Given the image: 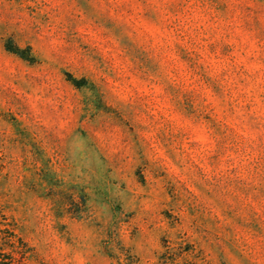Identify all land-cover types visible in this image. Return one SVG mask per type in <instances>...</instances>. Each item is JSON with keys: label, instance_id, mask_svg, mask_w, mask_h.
I'll list each match as a JSON object with an SVG mask.
<instances>
[{"label": "rangeland", "instance_id": "1", "mask_svg": "<svg viewBox=\"0 0 264 264\" xmlns=\"http://www.w3.org/2000/svg\"><path fill=\"white\" fill-rule=\"evenodd\" d=\"M0 252L264 264V0H0Z\"/></svg>", "mask_w": 264, "mask_h": 264}, {"label": "trees", "instance_id": "2", "mask_svg": "<svg viewBox=\"0 0 264 264\" xmlns=\"http://www.w3.org/2000/svg\"><path fill=\"white\" fill-rule=\"evenodd\" d=\"M19 260L13 259L11 256L8 254H4L0 252V264H16L18 263Z\"/></svg>", "mask_w": 264, "mask_h": 264}]
</instances>
